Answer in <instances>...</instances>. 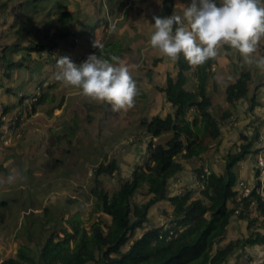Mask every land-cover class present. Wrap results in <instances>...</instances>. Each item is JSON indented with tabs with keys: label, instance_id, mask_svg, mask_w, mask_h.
<instances>
[{
	"label": "trees",
	"instance_id": "1",
	"mask_svg": "<svg viewBox=\"0 0 264 264\" xmlns=\"http://www.w3.org/2000/svg\"><path fill=\"white\" fill-rule=\"evenodd\" d=\"M173 2L163 0L162 6L167 15L173 13ZM71 19L68 10L59 14V22L64 25L58 34L61 42L69 37L67 25ZM48 39L46 43L32 41L28 45L22 44L20 40L0 44V70H3L0 71V78L3 73L7 79L10 78L13 67L22 64L13 59L14 54L10 56L11 53L26 51L25 59H29L35 53L41 56L46 49L61 45L60 41L57 43L53 38ZM128 47L129 44L124 45L121 39H110L98 47L97 56L110 58L115 55L121 59L128 52ZM216 62L217 57L209 59L202 66H194L196 87L188 90L187 73L193 66L184 59L183 54L176 59V75L168 73L164 85L158 87L164 94L165 103L172 110L156 114L150 119L142 117L140 124L145 131L134 140L146 144L148 159L145 162L136 161L129 176L121 180L119 187L112 193L103 187L102 178L119 172V161L105 157L93 169V185L88 197H94V206L90 212L89 227L84 225L80 216L72 215L66 219L69 227L63 225L60 230L53 228L42 244L33 239L32 232L27 231L26 241L20 240L15 254L2 259L0 264H224L229 257L248 246L264 245V203L256 190L240 202L236 199L235 190L239 179L236 167L249 154L258 152V149H254L258 133L242 135L237 148L227 152L220 171L209 168V173L205 174L201 166L195 170L197 180L203 185L199 196L193 195V188L169 194L170 182L185 169V161L206 153L213 142L221 143L224 123L232 116V111L225 110L218 117L212 108L209 83L214 78L212 67ZM46 78L38 82L41 89L39 95L32 96L35 97L30 102L33 111L55 99L54 93H51L56 87L55 82ZM251 82L252 72L242 70L234 82L225 86L227 102L234 107L238 101L249 99L250 107H253L256 101L255 97L250 96ZM45 84H50L49 90ZM8 88V92L13 91ZM25 100L26 97L22 96L17 105H6L4 114L17 106L20 111L16 116L20 118L23 107L27 105ZM62 103L63 99L57 106ZM192 107L196 108L193 113L190 112ZM51 110L53 107L48 112L51 113ZM7 124L3 114H0V140L4 137L3 130ZM18 125L19 120H16ZM78 130L76 118L73 124L59 125L53 132L55 146L60 148L64 144L61 149L63 155L72 150ZM147 134L150 140L144 143L142 139ZM153 137L159 140L154 141ZM53 154L51 161L53 159L58 167L65 159ZM203 174L205 177H202ZM139 196L144 199L137 201ZM4 198L0 199V221L16 202L15 197H10L9 201L7 197ZM161 200H168L172 206L170 220L146 229L141 236L130 241L138 229L145 227L150 218V209ZM252 201H255L253 214H236V209L248 208ZM47 211L46 208L44 214ZM237 219L247 221L249 229L252 224L262 220L261 226L250 229L252 231L248 235H239L225 242L230 227ZM40 222L43 225L49 220ZM171 230L175 234L168 238ZM129 241L128 247L124 249ZM259 264H264V260Z\"/></svg>",
	"mask_w": 264,
	"mask_h": 264
},
{
	"label": "rangeland",
	"instance_id": "2",
	"mask_svg": "<svg viewBox=\"0 0 264 264\" xmlns=\"http://www.w3.org/2000/svg\"><path fill=\"white\" fill-rule=\"evenodd\" d=\"M113 1L0 0L1 45L11 44L17 40L27 45L32 41L46 43L48 38H53L54 32L58 31L57 27H60L52 22L53 19L57 21V14L54 16V13L60 14L62 10H73L75 28L78 31L81 28L85 31L91 29L88 34L92 35L90 37L86 34L82 39L77 36L78 31H76L75 36H69L68 40H64L58 48H48L41 56L35 53L29 59H25L26 51L11 53L10 56L14 54L13 59L19 60L22 64L13 67L10 78L7 79L4 73L0 78V107L10 105L12 102L15 104L22 96L26 97V103H30L32 96L39 95L41 89L38 87V82L43 77H47L48 81H54L56 85L55 89L51 90L55 95L53 102L37 107L36 111L26 109L18 119H16L20 111L18 107L3 116L7 123L14 119L19 120V125L10 132H5L4 129V137L0 140V199H6L4 196L7 197V201L10 197L16 199L12 208L5 212V216L0 221V261L15 254L20 240L26 241L27 231L32 232L33 239L42 244L53 228L60 230L63 225L69 227L66 219L72 215L80 216L84 225L89 227L94 197L88 195L91 193L92 172L96 164L105 157L119 161L120 171L114 176L102 178L103 187L112 193L119 187L121 180L129 176L132 166L137 161L138 150H142V155L146 151V146L140 148L137 143H128L130 139L127 136H130L134 129H138L142 116L150 118L155 114H164L162 96H159L158 90L154 91V86L164 85L165 71L172 68L175 59L165 56L157 48L154 51L150 44V37L154 31L148 26L149 23L144 25L148 20L154 21V16L165 17L163 0ZM83 3L86 8H83ZM125 4L127 6L124 12L122 8H125ZM190 4L191 0H174L176 8L174 12L182 15L183 8ZM134 6H136L137 20L135 25L134 23L131 25L126 20V16ZM92 8L91 13L88 12ZM81 13L85 15V19H82ZM96 27H101L102 32L92 30ZM63 28L64 25L60 30ZM127 29L134 31L130 34ZM138 38L141 55L138 54L136 57L138 59L141 57L144 65H151L153 69L158 66L162 70L156 83H149L144 79L141 83L142 89H145L141 91L148 93V96L155 93L152 95L154 99L149 97L144 101L145 97L138 94L133 108L114 112L108 102L89 98L83 94L82 89L56 79L59 57L68 56L76 64L79 62L81 64L89 55H97L98 47L93 46L95 42L100 47L110 39H121L126 45ZM55 41L58 43L57 40ZM133 53L136 55L139 52L133 51ZM160 56L164 67L156 59H160ZM8 63L9 61L5 65L7 66ZM48 85L45 84L47 90L50 89ZM8 87L13 91L8 92ZM62 99V105L57 106ZM160 106L162 108H159ZM52 107L53 110L49 113ZM76 118L79 130L73 141L74 146L69 154L63 155L61 149L64 144H61L60 148L55 146L53 132L59 128V125L73 124V119ZM116 139H126L127 143L115 147ZM51 151L54 154L50 153ZM51 154L55 157H63L64 162L57 167L55 161L53 159L51 161ZM195 183L196 185L192 186L193 195L199 196L202 187L197 180H194L193 184ZM143 199L139 196L137 201ZM46 208L48 211L44 214ZM168 211L163 204L158 210L152 211L151 219L155 226L163 225L170 220ZM46 220L49 222L40 225V221ZM260 221L252 224L250 229L261 226ZM250 229L247 227V221H244L241 226L230 228L227 236L229 240L239 235L246 236L252 231ZM141 232L142 230H139L130 241ZM130 241L124 249L128 247ZM263 260L264 245H254L233 254L224 264H259Z\"/></svg>",
	"mask_w": 264,
	"mask_h": 264
},
{
	"label": "clouds",
	"instance_id": "3",
	"mask_svg": "<svg viewBox=\"0 0 264 264\" xmlns=\"http://www.w3.org/2000/svg\"><path fill=\"white\" fill-rule=\"evenodd\" d=\"M153 19L150 44L169 58L183 54L190 66H202L217 57L220 46L227 45L238 50L244 65L264 70V55L257 53L264 37V0H191L182 15L174 12ZM93 46L99 47L97 42ZM57 68L58 81L82 89L96 101L108 102L114 112L135 106L137 83L118 56L92 54L81 64L61 56Z\"/></svg>",
	"mask_w": 264,
	"mask_h": 264
},
{
	"label": "crops",
	"instance_id": "4",
	"mask_svg": "<svg viewBox=\"0 0 264 264\" xmlns=\"http://www.w3.org/2000/svg\"><path fill=\"white\" fill-rule=\"evenodd\" d=\"M108 1L114 2L113 0H108ZM82 5H83V8H86L84 3ZM122 6H123V4H122ZM124 6H125V8L124 9L122 8V10L126 11L127 4H125ZM107 7H108V5H107ZM112 7L114 8L115 5L113 4ZM135 7L136 6H134V8H132V9H130L127 12V16H126V20H128L129 24H131V25H132V23H134V25H135V23H136L135 21L137 20V16L135 13ZM173 7H174L173 12H174V11H176L175 5H173ZM118 8H121V7H118ZM92 10H93V8L89 9L88 12L91 13ZM68 11H70V13L72 15V19L69 21V23L67 25L68 30L70 31L69 36L72 37V35L75 36L76 31H78V29L75 28L74 11L73 10H68ZM56 14H57V21H53L54 20L53 19L52 22L55 23L54 24L55 26L61 27L63 24L59 23L58 12H55L54 16H56ZM81 14L83 15L82 19H85V15L83 13H81ZM124 14H123V16H124ZM165 14H166L165 16H170V15H167L166 12H165ZM94 15L95 14H93V16ZM54 16H52V17H54ZM72 20H73V22H71ZM85 21L87 22L88 20H85ZM50 22H51V20L49 21V23ZM148 23H149V25H148ZM154 23H155V21L148 20L144 25H148L153 31H155V29L152 28L153 27L152 24H154ZM60 27H57L58 31L56 30L57 32L55 31L53 36H52L53 39H55L57 41H60L59 40L60 37H59V35H57L60 33ZM101 27H103V26H101ZM101 27L100 28L96 27V28H93L92 30H95V31L101 33L102 32ZM89 30H91V29H88L85 31L81 28L80 31H78L77 36L81 37L82 39H83V37H85L84 35H86V34L88 36H90V34H88ZM127 30H129L128 32L130 34H132L134 31L132 29H127ZM144 38H145V35H144ZM139 41L140 40L138 38V40L135 39V41L131 40L130 41L131 43L129 42V47H128L129 50H128V52H126L124 54V56L121 58V60L123 61L124 65L126 64V66L129 67V71H130L132 77L134 78L136 83L138 82L137 86H138V90H139V95L145 97L144 101H146L149 97H152V95H154L155 93L152 94L151 96H148V93L147 94L143 93L142 91L145 89H142V86H141L142 80L144 79V81H148L149 83H151V82L156 83L159 76H161L162 70L160 67L158 68V66L155 69H153L151 67V65H148V66L144 65L143 64L144 61L141 59V57H140V59H138V57H136L138 54L141 53V51H140L141 46H139ZM142 41H144V40H142ZM62 42L60 41L59 44L61 43V45H62ZM123 43H125V42H123ZM22 44L25 45L24 42H22ZM126 45H128V44H126ZM263 46H264V37H262L260 45L258 46V50H257V53L260 55H264V47ZM91 48H92V46L90 47V50H91ZM145 49H147V48H145ZM133 51H137L139 53H137L135 55L133 53ZM154 51H155V48H154ZM217 52H218L217 62L213 65V70H214L213 72H215L214 78L209 83V92H210V96L212 99V108H213V111L215 112L216 116H218V117H220L225 110L232 111V116L230 117L229 121H226L224 123V126L222 128L223 133L221 136V143L220 142H218V143L213 142L210 146V149L206 153H204L203 155H201L199 157H195L191 160L185 161V169L175 179H173L170 182L169 194L179 193V192L183 191L185 188H194L192 186L196 185V183L193 184V182H194V180H197L196 173H195L196 169H194L196 167L206 166V167L210 168L211 170L220 171L222 169V165L224 163V157L226 156L227 152L235 150L237 148V146L241 143L242 135H245V134L246 135H256V133H258L259 138H258V140H256V142L254 144V149H258L259 151L264 150V70H261L260 68L256 67L255 65H252V66L244 65L243 64V58H242L241 54L238 52V50H236V49H232L230 47L226 48L225 46L222 45L217 49ZM136 58H137V60H135ZM156 59H158V61H159L158 63H161V66H163L162 65V60H163L162 56H160V59L159 58H156ZM175 61H176V59H175ZM175 61H174L173 66L170 70L166 69L165 74H164V83H165L166 75L168 73H170L173 76L176 75ZM77 64H80V62ZM137 69L139 71H137ZM194 69L195 68L193 66V68L191 70H189L187 73L188 74V81L186 84V88L188 90H194L196 87V76L194 73ZM244 69H248L252 72L250 96L255 97L256 104L253 107H250L251 101H249V99H242V100L238 101L235 104V106L233 107L226 100L225 86L227 84L234 82L236 80V78L239 76L240 72ZM14 80H12V84H14ZM162 86H163V84L162 85L156 84L154 86V88H155L154 91L158 90L159 96L160 97L162 96V101H163L162 113H167V112L171 111L172 109L167 103H165L164 94L158 89V87H162ZM152 99H154V97H152ZM17 104H18V102L15 104H13V102H12L10 105H17ZM6 105H8V104H6ZM16 107L17 106H14V109ZM159 108H162V107L160 106ZM158 113H160V111ZM142 117H145V116H142ZM146 118H148V117H146ZM150 118H152V117H150ZM144 131H145V129L141 126V124H139L138 129L137 128L134 129L133 133H131L130 136H127V137L129 139L132 137H135V139H137L138 137H141V133H143ZM168 136L169 135H165V137H168ZM127 137H126V139H128ZM149 138H150V135L147 134L143 137L142 140L145 143L146 141L150 140ZM126 139H116L114 146L116 147L117 145H121V144L126 145V143H127ZM157 140H159V138L157 139V137H156V140H154V141H157ZM128 143L136 144L137 142H134V141L129 142L128 141ZM137 144L139 145L140 148H144V146H146V144L144 145L143 143H137ZM145 153H146V151H145ZM145 153H144V155H142V150H138L137 161H139V159H140L142 162H145L148 159V154H145ZM257 153L258 152H253V153L249 154L245 159H243L242 161H240L238 163L236 170H237L239 178L248 180L252 183L257 182V169L255 167V159H256ZM162 204H163V206L165 205L167 207V210H169L168 211L169 215H171L170 213L172 212V206L170 205L169 201L168 200L159 201L154 207H152L150 209V211H149V217L150 218H149V221L146 223L145 227L138 229L135 232V235H136V233L139 230H142L141 234L136 236V237L141 236L143 234V232L146 229H148L150 226L151 227L155 226L154 222L151 219V214H152L153 210H158ZM243 222L244 221L237 219L234 221L233 225L230 228H232V229H233V227L237 228V227L241 226ZM136 237H134V238H136ZM226 241H229L228 236L225 239V242Z\"/></svg>",
	"mask_w": 264,
	"mask_h": 264
},
{
	"label": "built area",
	"instance_id": "5",
	"mask_svg": "<svg viewBox=\"0 0 264 264\" xmlns=\"http://www.w3.org/2000/svg\"><path fill=\"white\" fill-rule=\"evenodd\" d=\"M35 99V97H32L31 100L33 101ZM26 103V100H25ZM4 107H0V114H4ZM26 109H31L30 103H27L26 106L23 107V111ZM196 111L195 107H192L190 109V112L193 113ZM17 117V116H16ZM18 118V117H17ZM16 118V119H17ZM16 119H14L12 122L8 123L6 128H5V132H10L13 131L15 129L16 126ZM135 140V137L130 138L129 142H133ZM153 140H156V137H153ZM255 167L257 169V182L256 183H252L248 180L239 178L237 180L236 186H235V190H236V199L240 202L244 201L245 199L249 198L252 194V192L254 190H256V192L258 193L260 199L262 200V202L264 203V150H258L256 159H255ZM203 171L205 174L209 173V168L206 166H203ZM205 174L202 175V177H205ZM197 182L199 184H201V187H203L202 183L200 181L197 180ZM255 201H252V203L250 204V206H248V208H238L236 209V214H240L241 212H243L244 214H253L255 212ZM174 233V231H170V234L168 236V238H170ZM2 261V260H1ZM0 261V263H1Z\"/></svg>",
	"mask_w": 264,
	"mask_h": 264
}]
</instances>
